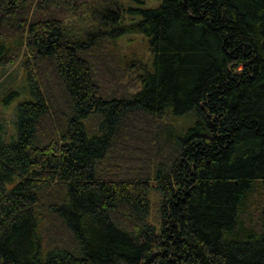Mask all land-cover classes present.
<instances>
[{
  "label": "trees",
  "instance_id": "16d2710c",
  "mask_svg": "<svg viewBox=\"0 0 264 264\" xmlns=\"http://www.w3.org/2000/svg\"><path fill=\"white\" fill-rule=\"evenodd\" d=\"M20 58L0 264H264V0H0Z\"/></svg>",
  "mask_w": 264,
  "mask_h": 264
},
{
  "label": "rangeland",
  "instance_id": "374dc122",
  "mask_svg": "<svg viewBox=\"0 0 264 264\" xmlns=\"http://www.w3.org/2000/svg\"><path fill=\"white\" fill-rule=\"evenodd\" d=\"M67 26L75 31L77 35L82 34L85 30L89 29L92 26L91 18L88 15L83 17H75L65 20ZM134 40V41H131ZM123 49L122 54L127 61H130L137 56L141 57V54H146V50L141 46V41L138 38L133 36H128L122 39L120 42ZM119 43V44H120ZM137 51V52H135ZM136 53V57L131 55ZM139 60V58L137 59ZM133 76V75H132ZM135 79V77L133 76ZM27 82L24 77L23 67H22V58L19 61L12 65H5L0 67V125L2 129V137L4 139H11L15 133V115H16V106L17 102L21 100V97H25L27 94L23 90L22 93L18 95H11L8 97V101L3 102V98L9 93V89L21 90L25 88ZM18 92V91H17ZM19 93V92H18ZM155 202V200H152ZM152 215L151 221L155 222L157 220V211L155 209V204L152 205Z\"/></svg>",
  "mask_w": 264,
  "mask_h": 264
}]
</instances>
